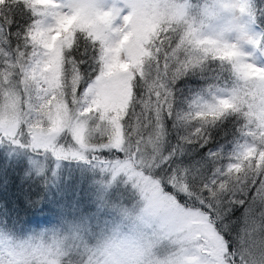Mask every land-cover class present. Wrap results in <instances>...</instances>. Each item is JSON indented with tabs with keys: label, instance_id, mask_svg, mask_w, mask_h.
Masks as SVG:
<instances>
[{
	"label": "snow or ice",
	"instance_id": "1",
	"mask_svg": "<svg viewBox=\"0 0 264 264\" xmlns=\"http://www.w3.org/2000/svg\"><path fill=\"white\" fill-rule=\"evenodd\" d=\"M120 2L130 9L127 16L121 9L104 11L101 0H0V41H18L11 53L0 51V136L19 142L26 135L58 158L82 159L88 152L114 174L134 180L146 201L143 216L158 221L177 246L174 264H237L224 235L230 207L223 197L230 193L235 199L228 205L246 210L264 202V69L241 53H235L240 63H231L233 53L197 51L193 45L200 42L179 26L175 0ZM13 8L29 20L22 33L8 31L4 13ZM209 58L230 64L239 83L230 99L204 105L189 119L242 113L256 146L206 179L171 168L172 154L165 156L159 144L172 108L162 80ZM149 68L155 73L151 82ZM139 88L144 91L138 95ZM94 132L100 139H90ZM65 133L75 142L67 149L58 144ZM104 151L123 153V159L101 161L95 153ZM248 252L250 264H264V244Z\"/></svg>",
	"mask_w": 264,
	"mask_h": 264
},
{
	"label": "trees",
	"instance_id": "2",
	"mask_svg": "<svg viewBox=\"0 0 264 264\" xmlns=\"http://www.w3.org/2000/svg\"><path fill=\"white\" fill-rule=\"evenodd\" d=\"M249 6L252 9H260L262 0H249ZM4 17L11 21L8 26V31L11 33H22L24 26L29 23V20L23 18L19 10L14 8L5 12ZM4 23V19L0 18V25ZM257 26L263 33L264 45V22L258 19ZM8 39L7 44L0 41V51L11 53L15 49L18 41L11 36ZM153 79L155 73L149 68L148 80L151 82ZM162 83L172 93L170 98L172 108L171 117L168 115L164 117L163 136L159 146L165 156L172 154L171 168L189 170L211 179L217 170L223 174L229 165L239 162L238 152L243 146L248 144L256 146L253 136L249 135L253 128L248 125L242 113L228 112L214 121L189 119L196 113L192 104L206 97L209 87L228 88L230 91L237 87L239 82L232 73L230 64L209 58L201 64L182 71L178 76L165 77ZM143 91V88H139L138 95ZM197 128L201 129L200 135L194 136L193 133ZM104 139L106 141L107 137ZM57 161L60 166L64 165V169L82 172V174L78 172L77 183H75L76 177L74 180V173L71 176L66 174L64 176L53 167L38 176L27 164L10 160L0 149V230H6L9 237L15 241L33 232L60 225L64 218L66 219L64 213L66 209L74 210V203H69L65 195L60 196L64 191L63 186L75 187L80 197L90 188L93 176L99 178L102 183H106V178L111 176L103 175L102 171L109 170L94 160L84 163L67 159ZM66 172L69 174L70 170ZM58 183L60 189L56 188ZM115 183L126 189L123 191L121 204L125 208H133L134 213H139L145 207L146 201L140 189L135 186V181L119 173ZM167 190L172 191L170 187ZM177 197L184 202L185 197L180 194H177ZM233 199L235 197L230 193L223 197V204L225 208L230 207V211L225 215L222 224L227 227L224 235L230 241L229 252L235 258L240 247L248 245L245 241L250 246L255 244L257 249L264 244V202H257L250 210H246V206L242 205L229 206L228 201ZM93 208L95 209V206ZM93 208L76 213L90 215L94 211ZM102 216L97 217V220ZM235 259L236 262L240 260L238 257ZM84 262V258L79 259L70 255L61 264H84Z\"/></svg>",
	"mask_w": 264,
	"mask_h": 264
},
{
	"label": "rangeland",
	"instance_id": "3",
	"mask_svg": "<svg viewBox=\"0 0 264 264\" xmlns=\"http://www.w3.org/2000/svg\"><path fill=\"white\" fill-rule=\"evenodd\" d=\"M175 2L187 8L192 16L199 18L200 9L202 7H207L211 3V0H175ZM235 3L237 5L235 20L239 31L229 34L227 39L233 44L239 46L238 50L246 59V62L253 64L257 68L264 69V45L262 44L263 33L257 26L258 19L260 22H264V1L262 0V7L260 9H252L249 6V0H235ZM101 6L104 11H110L113 8L121 9V16H127L130 12V9L124 7L120 0H101ZM117 23H120V21H117ZM218 30L219 25H214L212 28L207 29L204 34L206 36H212L215 35ZM241 37H243V39H241ZM231 93L232 91L228 88L209 87L205 94L206 97L193 103L192 108L197 112L204 105H215L220 99H230ZM94 125V121L90 122L89 127H94ZM90 139L98 140L100 139V134L94 132ZM74 143L71 135L67 133L62 134L58 138V144L66 149ZM250 147L254 146L252 144L243 146L238 152V159H240L243 153ZM0 149L5 152L10 160L15 161L16 163L27 164L38 176L43 175L48 168L53 167L57 172L59 171L64 176H71L74 173V180L76 177L75 183L79 180L78 172L81 174L82 172L74 169H64V165L60 166V163H58L57 160L67 159L77 163L93 161L91 158L92 154L88 152L83 153L82 159L75 157L58 158V156L50 150L35 147L31 139L26 135L20 137L19 142H13L8 138L0 136ZM95 155L101 161L116 158L123 159V153H116V156H113L112 153L104 151L97 152ZM66 170H70V173L67 174ZM102 172L105 176L109 174L111 175L110 178H106L105 181L107 182L102 183L99 178L97 179L96 176H93L90 188L80 197H78L75 187L66 188L63 186L64 191L60 196L63 197L65 195L69 203H74L75 208L73 211H69L70 208H68V210L66 209L64 212L66 214V219L64 218V221L60 225L33 232L19 241L10 238V243L13 246L43 245L44 247H51L53 249L58 248L62 253L61 263L64 259L72 255L75 258H84V264H87L89 257L96 249L98 240L109 232L119 233L139 230L145 235H150L155 231L156 224L143 216V209L139 213H134L132 210L133 208H125L121 204L120 200L124 195L123 191H126V189L115 183L118 174H114L110 170H104ZM56 188L60 189L59 183ZM94 206L95 209L93 208ZM92 208L94 211L93 213H90V215L76 213L77 211L84 212L85 210ZM99 216L102 217L97 220V217ZM109 216H111V218ZM125 216H139L141 217V220L139 222L133 220L126 221L124 219ZM245 243L248 245L241 246L235 256V258L238 257L240 259L237 261V264H250V254L248 249L252 246L246 241ZM160 252L162 255L165 253L175 255L177 252V246L169 241H165L161 245Z\"/></svg>",
	"mask_w": 264,
	"mask_h": 264
},
{
	"label": "clouds",
	"instance_id": "4",
	"mask_svg": "<svg viewBox=\"0 0 264 264\" xmlns=\"http://www.w3.org/2000/svg\"><path fill=\"white\" fill-rule=\"evenodd\" d=\"M174 10L179 12V26L188 31L197 51L233 53L229 57L231 63H240L241 56L238 45L233 44L227 36L239 31L235 20L237 5L235 0H211L207 7H202L199 18L192 16L183 5L175 3ZM214 25H219L215 35L206 36L204 33ZM243 39V37H241ZM139 222L141 217L124 218ZM156 230L145 235L139 230L112 233L101 237L94 253L89 257L87 264H174L175 255L161 254V245L165 241L176 245L161 227L158 221ZM62 253L58 248L44 247L43 245H17L10 243L6 230H0V264H61Z\"/></svg>",
	"mask_w": 264,
	"mask_h": 264
}]
</instances>
